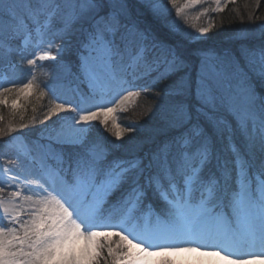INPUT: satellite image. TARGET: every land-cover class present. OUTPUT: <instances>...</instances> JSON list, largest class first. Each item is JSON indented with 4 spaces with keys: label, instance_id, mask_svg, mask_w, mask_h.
<instances>
[{
    "label": "snow or ice",
    "instance_id": "obj_1",
    "mask_svg": "<svg viewBox=\"0 0 264 264\" xmlns=\"http://www.w3.org/2000/svg\"><path fill=\"white\" fill-rule=\"evenodd\" d=\"M169 2L176 7V0ZM200 2L187 0L184 7ZM15 7L14 0H0V14L13 20L19 32L21 20L13 15ZM50 7L53 11L41 23L40 17ZM118 7L119 11L100 15L99 0H70L64 9L58 2L53 5L48 0H36V7L29 9L37 27L35 38L31 32L24 34L25 45L35 43L38 49L34 58L27 60L30 68H36L38 61H55L63 52L62 47H57L53 55V41L44 40L54 18L64 24L60 31L65 34L82 16L91 15L94 19L95 34L90 47L102 57L105 72L102 76L94 72L85 58L83 68L92 95L72 102L61 100L53 88L48 89L53 100L58 102L49 108L45 119L60 112L72 113L62 118L66 131L57 134L69 142H80L83 134L89 131L86 126L93 121H99L107 129L110 120L113 135L121 139L125 130L117 124L113 114L149 87L133 82L138 78L139 68L147 66L145 45H138L136 54L129 57L125 75L118 74L114 66L115 59H123L127 51V45L122 50L115 40L105 39L106 33L115 36L120 31L123 5ZM215 10L224 11L220 0H216ZM182 12L183 8H176L177 16ZM199 31L204 36L209 29L200 28ZM140 38L144 39L143 34ZM45 43L46 47H40ZM259 60L264 67V49L259 52ZM153 63L159 67L158 60ZM166 65L160 79L181 68L183 61L172 53ZM29 74L31 78L20 87L0 84V106L9 108L11 117L7 127H0V136L28 127L24 123L17 127L12 121L17 109L24 107L21 97L28 100L37 88L34 73ZM129 74L133 81L126 78ZM207 78L202 69L195 104L180 100L173 108L170 123L183 131L176 138L182 151L171 161L165 150L162 154H154L147 166L129 161L105 169L103 155L93 153L91 159L76 161L71 181L59 170L44 164L37 172L26 175L0 165V264H178L170 257L182 253L219 257L226 264H254L255 261L264 264V163L255 174V187L248 173L249 166L238 149H234L235 177L226 165L218 166V175L210 171L214 159L212 135H222L226 130L231 132L222 109L231 112L241 133L250 139L254 134H249V124L255 127V118L250 111L236 108L229 97L213 95ZM170 92L186 97L190 84L181 77L170 86ZM248 99L251 101L250 96ZM23 119L21 114L20 120ZM3 121L4 116L0 115V122ZM259 142L264 151V101L261 102ZM8 163L10 161H4L5 165ZM100 173L104 179L97 184L96 177ZM142 178L146 184L141 183ZM233 180L235 189H232ZM124 184H128L131 191L118 199L111 210L106 209L107 198ZM149 192L164 202L161 213L155 212L151 204L147 211L140 210ZM197 192L198 198L194 195ZM18 198L20 203H16ZM21 215L28 218L21 221ZM112 237L119 238L115 247L110 242ZM153 257L161 259H150Z\"/></svg>",
    "mask_w": 264,
    "mask_h": 264
},
{
    "label": "rangeland",
    "instance_id": "obj_2",
    "mask_svg": "<svg viewBox=\"0 0 264 264\" xmlns=\"http://www.w3.org/2000/svg\"><path fill=\"white\" fill-rule=\"evenodd\" d=\"M138 1L145 5L148 4L153 8V11L157 13L169 12L170 14H173V11L175 10L173 8H169L170 6L173 7L169 0ZM186 3L187 0H176L175 8H183V12L180 16H177L175 12V16H177V18L174 19V22H172L173 29L178 32L182 29L181 27L194 25V39L191 40V43L202 41L207 37L210 29L213 26L214 15L219 13L215 10L216 0H201L199 4L184 7ZM230 3L233 2H228V0H220V5L224 9ZM103 5L110 6L113 5V2L106 0L105 2H103ZM200 28H208L209 31L206 35L201 36L199 31ZM251 30L252 29H250V31ZM52 31H54L53 25H51V29L44 36V40L53 41V47L51 50L53 55H56L57 47L63 48L62 54L57 55V59L55 61H38V66L36 68H30V66L27 64V60L30 58H34V53L38 51V49L35 47V43L26 46L24 37L21 43L22 57L20 58V61L12 65L10 64L9 69L11 73L0 75V84L15 88V84L19 82L22 86L24 82L31 78L29 73H34L35 83L37 85L36 90H44L46 92V89H49V87L53 89L54 87L56 88V86L62 87L61 85H64L65 81L70 79L72 64L71 62H64V59H61V57L64 58V54L70 47L69 41H59L58 38L53 37ZM260 31L258 30V34H260ZM134 33H137V36L131 39H128V37H131L129 32H125L122 34L125 39H123L124 45H121V47L122 49H124L125 45H127V51H125L124 53L130 54L131 52H134L133 54L135 55L138 45H145L147 66L140 67L142 68L141 72H138V74H136L138 78L133 81V76H131L129 78V81H133L135 84L141 86L149 85V82L155 76L159 77V75L165 71V68L167 66L166 60L170 57L171 51L167 48L163 49L161 47V44H153L152 41L144 36V39L141 40V31L138 30V28ZM248 34H250V32ZM35 35L36 28L32 33V36L34 38ZM93 36L94 35L91 36L87 44L83 47L81 54L78 56L79 66H77V71L80 73V75L78 77L77 83H81V85L85 87L86 94H83V92L77 88V84H75L76 82H73L72 86H69L68 90L64 93H62V88H56V90L54 89L56 95L60 97L61 100L79 102L82 96L87 98L92 95V89L89 86V81L85 76L83 68L85 58H88V63L94 72L100 74L101 76L104 74L105 67L102 57L100 56V54L94 51L92 47H90ZM105 39L114 40V36L108 35L105 37ZM132 40H134L133 44ZM46 46V43L40 45V47ZM179 49L181 48L179 47ZM180 51L188 55V57L187 55H185L181 59L183 61V65L184 63H186V61H188V68L184 72H181L179 74L181 77H184L185 80L190 84L189 95H187L186 97H180L172 94L171 92H167L166 94L164 93L158 96L156 95L155 99H149L148 104H144L142 103V99L144 95L146 96L145 93L147 90L142 91L139 97L134 98L130 103L126 105V107L117 110L113 114L117 124L121 127V129H131V131L129 132L132 133L133 129L135 128L134 125L138 124L137 121L133 119V115L136 114L146 116L144 117V119L148 120V124L150 125V127H148V130H150L151 133L162 134L167 130H175V128L177 127L173 126L170 123L173 108L180 100H185L189 105L196 103L195 94L197 81L201 75L202 69L207 73V83L212 87L213 95L227 96L231 99L236 108L240 109L241 111H250L255 118V127H259L261 100L252 87L250 78V76L253 75L252 71L250 70L252 67L253 73L256 75H260L264 83V75L261 74L262 72H264V67L261 66L259 57L252 56V62H250V65L245 63V66L241 67V65L237 63L236 59L230 54L229 50H222L224 51V54L222 55H216L212 52L205 51L201 55L198 54V56H195L193 53L185 52L183 50ZM164 56L167 57L164 58ZM119 59L120 58L115 59L114 66L118 74L125 75L126 66L129 60L127 61V63H123L120 67L118 63ZM157 60L160 62L158 68L153 63V61ZM130 71V69L127 70V72L129 73ZM217 73H219L220 75H217ZM129 75H127V77H129ZM21 76H23V78H21ZM61 94L65 95L62 96ZM33 95L34 93L31 96ZM49 96L50 98L52 97V99L48 102L44 113V119L41 120L42 123L38 126L36 131H34L36 132L34 133L36 136L32 134V131L26 132V129H22L21 131L11 133V136L5 140H2L0 137V148L4 150L2 151L4 156L0 159V165L8 167L12 172L20 175H25V173L29 170L34 173L37 172L40 169L41 164L54 169L52 165L53 162L62 163V166L70 171L71 168L76 167L77 160L91 159L92 154L96 153L103 155L104 162H107V167H105L104 164L103 167L107 169L109 166L113 165L111 162H108L109 160L112 159L115 163L127 164V161L130 160H121V156L129 154L135 155L139 150V147L142 149V146L140 145L142 143H138L139 146L137 147V143L129 142L130 140H127L125 141V143H123V141L121 140L122 138L119 140L116 139L111 130V120L107 129L103 125H101L99 121H93L90 125L86 126L89 128V131L83 134V136L80 138V142H69V140L65 139L63 136H58L57 134L62 130L66 131L64 127L65 122L62 118L70 116L72 115V113L60 112L51 115L48 119H45V117L48 115L49 108L53 105V103L58 102L53 100L52 92H50ZM249 96L251 97V101L248 99ZM26 102H28V100H24L23 97H21L20 103L24 105ZM3 108L6 110H10L9 108H6L4 106ZM222 113L229 126H231V123L238 124L237 119L231 114V112L227 111L226 109H222ZM151 118L155 119L152 120ZM250 124L252 125L251 122ZM76 127L84 126L76 125ZM22 132H25V134H23ZM32 137L36 138L34 140L30 139ZM211 144L214 154V141H212V139ZM165 150L168 151L169 158L174 151H180L169 146L168 148L154 151L153 155L156 153L162 154ZM153 155L150 156V154L146 153L143 159L140 158L137 161L142 165L147 166L149 160L152 159ZM5 160L10 161V163L5 165ZM169 160L171 161L172 158H170ZM144 161L146 163H144ZM210 171L214 173V162H212ZM103 179V173L98 174L96 177V183L99 184ZM123 187L129 188V190L131 189L128 184H124L121 186V188ZM21 192L22 194H24V189H21ZM114 193L115 192H113L107 198L108 202L105 204V208L107 207L108 209L111 206L112 203L109 204V200L112 198ZM5 196L7 197V192L5 193ZM16 202L20 203L19 198ZM162 207H165V205ZM27 218L28 217L26 215H21L19 219L23 221ZM6 226L10 227L11 225L6 224ZM118 239L119 238L115 237L111 238L110 242L113 244V247H115V243L118 241ZM199 255V253H182L179 256L170 257V259L177 261L178 264H200L201 262L200 258L198 257ZM150 259L161 258L153 257ZM210 264H226V262L220 260L219 257H212Z\"/></svg>",
    "mask_w": 264,
    "mask_h": 264
},
{
    "label": "trees",
    "instance_id": "obj_3",
    "mask_svg": "<svg viewBox=\"0 0 264 264\" xmlns=\"http://www.w3.org/2000/svg\"><path fill=\"white\" fill-rule=\"evenodd\" d=\"M105 1L106 0H99L100 8L98 11L100 15H106L112 11H119L120 9L118 6L123 5L121 28L119 33L114 36L115 42L120 45V47L121 45H124L122 34L129 32L131 29L132 32H129L131 37H128V39L135 38L137 33L135 34L134 32L138 28V30L141 31V34L152 41L153 44H161L163 49H169L171 51L170 54L175 53L180 60L183 56L187 55L180 50L193 53L195 56H198V54L201 55L205 51L212 52L216 55H222L224 54V51L222 50H229L230 54L242 67L245 66V63L250 65V62H252V56L259 57L260 50L264 49V0H259V3L258 0H237L234 3H230L224 11L214 15L213 26L207 37L202 41L192 43L191 40L194 39V25L181 27L182 29L180 28L181 30L178 32L173 29L172 22L177 18V16H175V7H169L170 9H175L173 14H170L169 12L157 13L153 11L151 6L148 4H142L138 0H108L113 2V5H110L111 7L109 5H103V2ZM48 2L53 5L58 2L61 4L62 9H64V6L69 4L70 0H48ZM14 3L16 7L13 15L21 20L19 32L16 31L13 20L0 14V75L3 73H11L9 69L10 64L12 65L20 61V58L22 57L21 43L25 37L24 34L31 32L32 35L37 26L29 13L30 8L36 7V0H14ZM52 11L53 8L51 7L46 9L45 15L40 17V22L43 23L47 19V14ZM96 18L98 19V17ZM51 25H53L54 31H52V33L54 38H58L59 41H69L70 47L64 54V58L61 57V59H64V62H71L72 64L70 79L65 81L64 85H61L62 87L56 86V88H62V93H64L68 90L69 86H72L73 82H76L75 84H77L79 90L85 93V87L81 85V83H77L80 75L77 71V66H79L78 56L81 54L83 47L87 44L91 36L95 34V29L93 27L94 19L91 15L82 16L72 24L70 31L66 34L60 31L64 27V24L58 18H54ZM250 29L252 30L250 31ZM258 30H261L260 34H258ZM249 32L250 34H248ZM108 35L111 34L106 33L105 37ZM133 42L134 40H132V44ZM179 47L181 49H179ZM133 53L134 52H131L130 54ZM124 54V58L120 59L121 64L126 62L130 56L129 53ZM166 57L167 56H164V58ZM187 62L188 61H186V63H184V65L178 70L168 72L166 78L160 79L155 76L149 82V87L145 93L146 96H143L142 103L148 104L149 99H155L156 95L158 96L170 92V86L175 85L177 80L181 78L179 73L184 72L188 68ZM250 70L253 74L250 76L252 87L262 102L264 101L263 80L260 75L253 73L252 67ZM21 78H23V76H21ZM17 86H21L19 82L15 84V87ZM56 88L54 87L55 90ZM40 93H44V95L41 97ZM48 94L50 95L48 88L46 89V92L44 90H36L34 95L30 96L28 102L24 104V107L17 109L16 118L12 121L13 124L17 127L21 123L28 124V127L24 129H26V132L32 131V134L35 135L34 133L36 132L34 131H36L38 126L42 123L41 120L44 119V113L48 102L52 99ZM61 95L64 96L65 94ZM9 112L10 110H6L3 106H0V115L4 116V121L0 122V127H7V124L11 119ZM21 114L24 116L23 121L20 120ZM144 117L146 116L134 114L133 119L137 121L138 124L134 125L135 128L132 133L125 130L121 139L123 143L127 140H130L129 142H135L137 143V147L139 146L138 143H142L140 144L142 149L139 147V150L135 155H122L121 160L137 161L140 158L143 159L146 153L151 156L154 151H159L160 149L168 148L169 146L182 151L180 146L176 143V138L180 135L183 129L175 128V130L164 131L162 134L151 133V131L148 130V127H150L148 120L144 119ZM151 119L154 120L155 118ZM230 128L231 132L226 130L222 135H212V141H214V159L212 161L214 162V173L218 175V166L226 165L233 170L232 176L235 177L236 153L234 149H238L241 158L249 166L248 173L254 181L255 174L260 171L261 164L264 163V151L261 150L259 142V127H253L251 124L249 125V134H254V138L252 139L241 133L237 123H231ZM22 133L25 134V132ZM10 136L11 134L0 137L2 140H5ZM35 138L36 137H32L30 139L34 140ZM2 151L4 150L0 148V159L4 156ZM178 152L179 151H174L170 158H173ZM108 162L115 164L112 159ZM144 163L146 162L144 161ZM106 164L107 162H104L105 167H107ZM55 167L64 173L71 174V171L66 172V170L63 169L62 163L60 162H57ZM174 167L175 166L173 165V168ZM141 183L146 184V181L142 178ZM221 183H223V181H221ZM235 188L236 184L233 180L232 189ZM130 191L131 189L129 190V188L126 187L120 188L113 194L112 198L109 200V204L123 194H128ZM194 195L196 198L199 197L198 192ZM162 202L163 201L159 199L158 196H153L152 193L149 192L148 198L145 200L140 210L147 211L148 204H151L152 209L159 213L158 211H162Z\"/></svg>",
    "mask_w": 264,
    "mask_h": 264
},
{
    "label": "bare ground",
    "instance_id": "obj_4",
    "mask_svg": "<svg viewBox=\"0 0 264 264\" xmlns=\"http://www.w3.org/2000/svg\"><path fill=\"white\" fill-rule=\"evenodd\" d=\"M29 173H34V172L29 170V171H27L25 173V175L29 174ZM32 186L35 187V185H32ZM34 199H35V197H34ZM198 257L200 258V262H201L200 264H210V262L212 260V257H209V256H201V255H199ZM254 264H260V262L259 261H255Z\"/></svg>",
    "mask_w": 264,
    "mask_h": 264
}]
</instances>
